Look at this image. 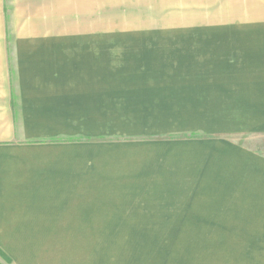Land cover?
Here are the masks:
<instances>
[{
  "label": "rangeland",
  "instance_id": "rangeland-1",
  "mask_svg": "<svg viewBox=\"0 0 264 264\" xmlns=\"http://www.w3.org/2000/svg\"><path fill=\"white\" fill-rule=\"evenodd\" d=\"M15 40L10 74H90L92 93L0 160L75 185L48 200L66 207H0V264L264 261V28Z\"/></svg>",
  "mask_w": 264,
  "mask_h": 264
},
{
  "label": "crops",
  "instance_id": "crops-1",
  "mask_svg": "<svg viewBox=\"0 0 264 264\" xmlns=\"http://www.w3.org/2000/svg\"><path fill=\"white\" fill-rule=\"evenodd\" d=\"M156 17L162 18L163 26L137 25L140 19L154 22ZM117 23L125 26H114ZM261 28L264 0H0V160L24 154L20 144L39 138L34 135L35 128L47 126L53 112L73 115L76 95L92 93L90 74H10L8 32L16 37L14 45L23 47L91 31ZM15 103L20 118L15 117ZM44 174L51 173L0 167V207H66L65 202L48 200L74 198L75 185H49L44 183ZM253 235L248 247L264 254V231Z\"/></svg>",
  "mask_w": 264,
  "mask_h": 264
}]
</instances>
